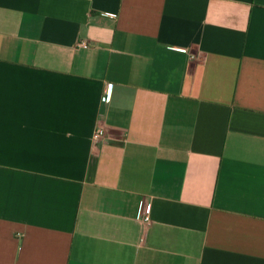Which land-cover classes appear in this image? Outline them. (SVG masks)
Instances as JSON below:
<instances>
[{
    "label": "crops",
    "instance_id": "1",
    "mask_svg": "<svg viewBox=\"0 0 264 264\" xmlns=\"http://www.w3.org/2000/svg\"><path fill=\"white\" fill-rule=\"evenodd\" d=\"M0 264H264V0H0Z\"/></svg>",
    "mask_w": 264,
    "mask_h": 264
},
{
    "label": "built area",
    "instance_id": "2",
    "mask_svg": "<svg viewBox=\"0 0 264 264\" xmlns=\"http://www.w3.org/2000/svg\"><path fill=\"white\" fill-rule=\"evenodd\" d=\"M79 46H88V41L86 40H82L79 42ZM105 136V131L103 128H98L94 135H93V141L95 144H98ZM150 206H147L146 208V212L145 215L143 216L142 220L145 224V226H147L148 224H150L151 222V215H150Z\"/></svg>",
    "mask_w": 264,
    "mask_h": 264
}]
</instances>
